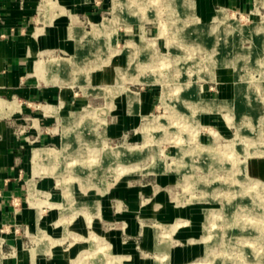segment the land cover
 I'll list each match as a JSON object with an SVG mask.
<instances>
[{"label":"rangeland","instance_id":"obj_1","mask_svg":"<svg viewBox=\"0 0 264 264\" xmlns=\"http://www.w3.org/2000/svg\"><path fill=\"white\" fill-rule=\"evenodd\" d=\"M43 1V15L50 18L58 15L68 22V50L47 48L36 63L48 65L67 60L84 67L75 73L69 70L65 84L54 81L56 75L52 76L54 72L50 69L40 74L34 69V79L41 85L62 90L67 99L45 106L51 119L48 131L52 140L39 148L54 149L55 155L42 163V169L35 175L34 194L28 193L26 197V207L33 212L32 221L29 224L22 219L15 227L22 237L28 264H41V260L36 261L37 256L47 264L57 253L64 257L62 264H132L131 255H115L111 238L115 232L122 234L124 246L135 242L142 264H194L210 261V257L213 261L218 258L220 264L222 256L226 259L229 255L234 264H264V134L253 132L252 136L257 138L251 140L245 133V139L233 141L241 135L240 128L264 127V98L258 99L257 119L251 118L253 109L249 110L245 104L247 99L256 108L254 99L264 90V82L260 87H251L263 77L259 67L264 63V44H255L254 54L260 57V63L244 58L249 70L241 69V77L251 84L242 98H238L236 64L229 53L241 48L244 53L250 52L251 43L256 40L253 27L264 26V0H255L248 12L218 7L208 18L200 15L196 0H189L194 9L186 19L198 17L202 25L192 24L187 36H197L199 42L208 43L211 37L206 25L217 24L213 20L223 14L225 21L215 33L221 28L226 31V54L224 49H220V54L209 48L198 50L193 46L198 41L193 39L181 43L174 38L169 44L167 33L171 30L168 32L167 26L173 23L176 5L142 7L139 13L121 5L118 20L110 22L114 18V0H87L88 11L83 13L64 11L58 3L59 8L52 10ZM184 1H179L178 8H182ZM104 20L108 22L100 31L102 35L93 37L96 26ZM184 24L180 23V27ZM193 28L200 32L192 34ZM97 37L104 47L101 55L85 59V49ZM130 41L132 44L128 46ZM134 57H159V61L155 68L148 62L141 65L137 62V66L134 62L135 66L128 71ZM197 64L201 65L200 70L192 68ZM166 77L170 83L162 84ZM166 88L174 91L173 99L178 101L180 97L176 96L180 92H194L187 104L191 117H185L184 113L172 115L176 109L172 110L169 99H164ZM176 89L179 93L175 94ZM236 103L240 104L234 116ZM73 114L84 117L74 122ZM130 117L134 123H125ZM155 118L165 124L144 129L145 123ZM176 131L183 135L177 137ZM216 136L213 145L211 139ZM202 145L211 146L212 150H202ZM150 146L154 148L152 153ZM181 149L188 153L181 154ZM203 157L204 163L209 164L198 167ZM122 188L137 196L133 214L139 231L135 236L129 234V223L123 218L131 213L127 200L114 195ZM250 191H259V197H251ZM106 201L113 216L116 213L122 220L104 218ZM241 208L255 211L259 208V213H247L245 217L261 225L260 233L245 239L243 244L232 239L233 228L228 225V220L238 216ZM208 210L219 213V225L211 233L204 231ZM147 231L155 238L151 248L145 237ZM225 238L228 244L238 246L223 247L221 240ZM98 239L106 242L108 248L101 251ZM247 247L252 252L259 248L261 254L254 257L251 252L249 259L253 260L249 261L246 258L249 254L242 255ZM208 251L213 252L212 256L206 257ZM10 254L15 255L16 250Z\"/></svg>","mask_w":264,"mask_h":264},{"label":"crops","instance_id":"obj_2","mask_svg":"<svg viewBox=\"0 0 264 264\" xmlns=\"http://www.w3.org/2000/svg\"><path fill=\"white\" fill-rule=\"evenodd\" d=\"M52 1L67 12L88 11L87 0ZM254 1L196 0V4L200 15L208 18L218 7L248 12ZM67 28L66 19L42 14L41 0H0V99L5 101L0 108V264H28L30 261L15 227L22 219L26 223L33 219V212L25 203L30 194V182L35 179L34 167H31L33 152L52 140L48 131L51 119L45 106L67 99L62 90L41 85L34 79V66L47 48L68 50ZM12 104L15 107L12 108ZM125 123L133 124V117ZM123 189L114 195L127 200L131 213L123 218L129 223V234L135 236L139 231L133 214L138 205L137 196ZM102 213L107 220H122L116 213L113 216L109 201L105 202ZM99 232L102 233V229L99 228ZM145 237L149 248L155 245L153 233L147 231ZM111 238L115 255L129 254L132 264L143 263L135 250V242L124 246L122 234L118 232L112 233ZM12 250H16L13 256ZM40 260L41 264L45 261L37 256L36 261ZM63 262L64 257L58 253L46 261L47 264Z\"/></svg>","mask_w":264,"mask_h":264},{"label":"bare ground","instance_id":"obj_3","mask_svg":"<svg viewBox=\"0 0 264 264\" xmlns=\"http://www.w3.org/2000/svg\"><path fill=\"white\" fill-rule=\"evenodd\" d=\"M179 1L180 0H166V1H163V0H150L149 2L148 1H146V0H136V1H122V0H114V3H113V14H114V18H113V20H110V22H113V21H117L118 20V18L117 17H119V15H118V12H120V7H121V5L122 6H126V7H128V11H130V12H132V13H139V12H141L140 11V9H142V7H158V6H167V5H176V9H173L174 10V12H175V17H174V20H173V23H171L170 25H168L167 26V28L169 29L168 30V32L169 33H167V34H169V36H167L168 38H169V44L170 43H173V40H174V38H178L179 40H180V42L181 43H186L187 42V40L189 39V41L191 40V39H193L195 42L196 41H198V44L196 45L195 43H193V46H196V49H204V48H209V50H211V52L212 53H214V54H220L221 52H220V49H224L225 50V47H226V45H227V40L225 39L226 38V31H223L222 32V28H221V31H220V29H218L217 30V32L215 33V30L217 29V28H219V26L218 25H220L221 23H224V21H225V16L223 15V14H220V15H218L217 17H216V19L215 20H213V21H215V22H218L217 24L216 23H209V24H207L206 25V28H208V30H207V32H208V35L211 37L210 38V40H208V43H201V42H199V40H198V38H197V36H195V38H189L188 36H187V30L188 29H190V26H192V24H196L195 26L196 27H200L202 24H201V20L198 18V17H195L194 15H193V17H195V18H192L191 20H189L188 18V22H187V19H186V17L188 16V14H189V12H191V9H192V7H193V9H194V5H193V2H191V1H189V0H185L184 2H185V4L187 3V5H188V7L187 8H185V4L183 3V5H182V8H178V6H179ZM43 5L44 6H49L50 8H52V10L53 9H55V10H57L58 8H59V6L56 4V2H54V1H52V0H45V1H43ZM136 7V8H135ZM143 10V9H142ZM164 12V11H163ZM191 16H192V14H190ZM120 19V18H119ZM186 19V20H185ZM107 20H104L103 22H102V24L101 25H99V26H96L97 28V30L95 31V33L93 34V37H95V36H100V34H101V29H103L104 28V26L107 24ZM182 22H184L185 24L182 26V27H180L181 25H180V23H182ZM194 26V25H193ZM180 27V29H174V28H179ZM254 28V30L253 31H255L256 33H254L253 35H255L254 37H253V40L254 39H256L255 41H252V46H251V48H250V52L248 51L247 53H244L243 52V49L241 48V49H239V50H233V52L231 53V52H229L230 54H231V56H232V59H233V62L236 64V67H235V70H236V74H237V87H236V91H237V94H239L238 95V98L242 95V94H245V91L248 89V87L250 86V82L248 81V79H246V78H242L241 77V69H243V68H245V70H249V67L244 63V58L245 57H247V59L248 60H246L247 62H249V61H252V60H255V62L256 63H260V57L259 56H257L256 57V55L254 54L255 53V44H257L258 42H261L262 44H264V26L263 25H261V26H257V27H253ZM72 29V28H71ZM167 30V29H166ZM173 30V31H172ZM194 32H196V33H199L200 32V30H198L197 28H193V30H192V34H194ZM165 33V32H164ZM202 33V32H201ZM204 34V33H203ZM67 35V34H66ZM102 35V34H101ZM162 35H164V34H162ZM90 36V35H89ZM201 36V35H200ZM221 36H223L224 37V41H221ZM84 37V36H83ZM199 37V36H198ZM203 37V36H202ZM100 37H97V38H95V41H93V42H91L90 41V45H89V47H87L85 50V52H86V54H85V56H84V58L86 59V58H92L93 56L95 57V56H99V54L101 53V51L103 50V46H102V43H100L99 42V40H97V39H99ZM165 38H166V36H165ZM220 39V40H219ZM172 41V42H171ZM168 42H166V44L168 43ZM207 42V41H206ZM177 43H179V42H177ZM181 43H180V45H181ZM189 43V42H188ZM81 43H79V45H80ZM129 44H132V41H130V42H128V46H129ZM175 44V43H174ZM191 45V44H190ZM223 46V47H222ZM80 47V46H79ZM127 47V46H126ZM81 48V47H80ZM138 49V48H137ZM79 50V49H78ZM184 50V49H183ZM180 51V50H179ZM182 52V51H181ZM208 52V51H207ZM228 51H226L225 50V54L227 53ZM183 53V52H182ZM210 53V52H209ZM101 55V54H100ZM160 57V58H159ZM158 58L160 59V61H162V54H160V56H159ZM157 57H155V58H152V57H147V58H139V57H134V58H132L131 60H130V62H129V67L127 68V70L128 71H130L134 66H135V64H134V62H136V66H137V62L138 63H140V65L141 64H145L146 62H148V64L150 63V67L152 68H155L156 66H157V64H156V61H159V59H158ZM67 59V58H66ZM70 59V58H69ZM155 60V63L153 62L154 60ZM65 60V59H64ZM238 61H240L239 63H237ZM245 61V62H246ZM253 62V61H252ZM264 62V61H263ZM162 63V62H161ZM242 63H244V65L242 64ZM156 64V65H155ZM226 64H227V62H226ZM153 65V66H152ZM154 65H155V67H154ZM215 65V64H214ZM216 66V65H215ZM83 64H74V62L72 63V62H68L67 60H65V61H63V60H59V61H56V62H54V64H45V65H41L40 63H36V65L34 66V69L36 70V72L37 73H41L42 71H46V70H48L49 71V69L52 71V72H54L53 74H52V76L53 75H56V76H54L52 79H54V81H60L59 83L60 84H65V82L67 81L68 82V80H67V76H68V72H69V70H72V71H74L73 73H75L76 71H81L82 69H83ZM159 67H162V66H159ZM82 68V69H81ZM192 68H194L195 70H200L201 69V65H195V66H193ZM198 68V69H197ZM259 68H261V70H262V79H261V81H258L257 83L255 82L254 84H252L251 85V87L252 86H257V87H260V83H263L264 82V63H260V67ZM260 70V71H261ZM124 72V71H123ZM195 72V71H194ZM123 74V73H122ZM125 74V73H124ZM127 74V73H126ZM125 76V75H124ZM167 78V77H166ZM73 80V79H72ZM246 80V81H245ZM50 81H52V80H50ZM163 82L164 83H162V84H169L170 82H169V79L167 78V79H163ZM249 83V84H248ZM244 85V86H243ZM243 87V88H242ZM183 90H184V88H183ZM182 90V91H183ZM176 92H175V94L176 93H179V89H176L175 90ZM165 92H166V97H164V99H166V101H167V98L169 99V101H167L168 102V104H169V102H170V108L173 110V108H175L176 109V112H172V115H179V114H181V113H184V115H185V117H191V115L187 112V107H189L187 104L189 103V100H191V98H193L194 97V92L192 93V91H190L191 93H189V94H186V93H182V92H180V96L179 95H177L176 96V98H179V101L178 100H176L175 98L173 99V95H172V92L174 93V91H170V89H168V88H166V90H165ZM187 92V91H186ZM189 92V91H188ZM264 93V90H262L258 95H257V97H255L256 99H254V101H255V105H256V108H255V106H254V104L253 103H251V102H249V101H247V99H245V104H246V107L247 108H249V110L250 109H253V110H251L250 111V114L249 115H251V118H253V119H257V118H260V107L258 108L257 106H259V104H260V101L258 100V99H260V98H264L263 97V94ZM186 94V95H185ZM171 95H172V97H171ZM244 96V95H243ZM243 96H241L240 98H242ZM172 98V99H171ZM171 99V100H170ZM195 99V98H194ZM130 100H131V98H130ZM133 100V99H132ZM244 100V99H243ZM243 100H241V101H243ZM4 102L5 101H3L2 99H0V108L1 107H3L4 106ZM194 102V101H193ZM211 104H213V103H211ZM211 104L210 105H208V107H210L211 106ZM240 104V103H239ZM239 104L238 103H236L235 105H234V116H236V114H237V111L239 110ZM11 105V104H10ZM13 107H15L14 106V104H12V108ZM214 107V106H213ZM180 108H183L184 110H186L185 112H179V110H180ZM46 110H48V108L46 107ZM13 111V110H12ZM50 111V110H49ZM52 111H54L53 110V108H52ZM232 112H233V110H232ZM81 117H84V115L83 114H73L72 115V119H73V121L74 122H76L77 121V119L78 118H81ZM184 117V116H183ZM168 119H169V117H168ZM163 121L164 120H156V118L155 119H151V120H148L146 123H145V125H144V129H146V127L147 128H149L150 127V129H156V128H161L164 124H163ZM257 126V128H255V127H253V128H251V129H249V130H243V128H242V130H241V128H240V133H241V135L240 136H238V137H235V138H233V141L236 139H245V133H248L247 135H248V138L249 139H251V140H253V139H256L257 137H255V136H252V134H253V132H258L259 134H264V127H262V128H260V125H256ZM263 126V125H262ZM80 132V131H79ZM177 133H176V135H177V137H179L180 138V136L181 135H183L182 134V132H179V131H176ZM67 134V133H66ZM217 134V133H216ZM68 135H69V133H68ZM218 135V134H217ZM213 136V135H212ZM220 136V135H219ZM183 137V136H182ZM198 138V137H197ZM260 138V137H259ZM212 141H213V145H214V142H215V140H217V136H216V138H214V137H212V139H211ZM232 140V139H231ZM230 140V141H231ZM237 140V141H238ZM216 143V142H215ZM200 144V143H199ZM151 147V146H150ZM209 147V146H208ZM236 147H237V145H236ZM201 148H202V150L203 149H205V148H207L206 146H204L203 147V145L201 146ZM67 149H69V148H67ZM209 151L210 150H212V147L210 146V148H207ZM152 150H154V148H150V150H149V152H151ZM182 150V149H181ZM217 149H215L214 151H216ZM54 151V149L52 150V149H46V148H38V149H35L34 150V152H33V158H32V160H33V165H34V174L35 175H38L39 174V171L42 169V163L46 160V159H49V160H52L53 159V156L55 155V153L53 152ZM188 153V151H186L185 152V150H182L181 151V154H183L184 155V153ZM152 153V152H151ZM110 157H112V156H110ZM112 159V158H111ZM204 160H205V158L203 157L202 159H201V161H200V164L198 165V167H203V166H207L208 164H205L204 163ZM235 160V159H234ZM157 168L159 169L160 168V166L158 165L157 166ZM205 180L207 179L206 177L204 178ZM200 184V183H199ZM189 185V184H188ZM194 185V184H193ZM186 186V185H185ZM202 187L201 185H195V186H193V187ZM190 188V187H189ZM34 191H35V183H34V181H32V182H30V186H29V192H30V195H32V194H34ZM251 192V191H250ZM259 195H260V193H259V191H255V192H251L250 193V196L251 197H255V198H257V197H259ZM239 198V197H238ZM67 199V198H66ZM259 208H258V211H255V210H253V209H247V210H244V209H239V211H238V216H232V218H231V220L229 221L228 220V225H230L232 228H233V232H232V239H234V241L236 240V241H239L241 244H243V241H245V239H247V238H250V237H252V236H256V235H258L259 233H260V231H261V225L259 224V223H257V222H254L252 219H250V218H247V217H245V215L248 213V214H253L254 212H256V213H259ZM205 215H206V218H205V223H204V231L206 232V233H211L212 232V229L214 228V227H216V226H218L219 224H218V221H217V218H218V216H219V213H218V211H212V210H208L206 213H205ZM239 215H241V216H239ZM259 216V215H258ZM222 220V219H221ZM220 220V221H221ZM244 220V221H243ZM44 236H46V235H44ZM229 237V236H228ZM238 237H239V239H238ZM258 237V236H257ZM227 238V237H226ZM222 239L221 240V245L223 246V247H234V246H238L237 244H228V242H227V239ZM231 239V238H230ZM230 242V241H229ZM98 246L100 247V250L101 251H104L105 249H107L108 248V246H107V244H106V242H104V241H102V240H99L98 239ZM247 246V245H246ZM207 249H208V247H207ZM260 249L259 248H254L253 249V252L250 250V247L248 248L247 247V250H245V249H243V256H245V255H247V254H249V256L247 257L246 256V258L250 261V259H252V258H250L249 259V257H250V255H251V252H252V254H253V256L254 257H256V256H259V254H261L260 253ZM1 253V252H0ZM212 253L213 252H210V251H208V253H207V255H206V257H210V256H212ZM255 254H256V256H255ZM1 257H2V255H0ZM205 257V258H206ZM223 257L224 256H222V258H221V260L222 261H220V264H234V261H232V258L230 257V255L228 256V258H226V259H223ZM241 258H242V256H241ZM253 260V259H252ZM217 261H218V258H216L214 261H213V259H211V257H210V261H207V260H202V261H199V262H197V263H194V264H211L212 262H214V263H217ZM243 262V261H242ZM218 264V263H217Z\"/></svg>","mask_w":264,"mask_h":264}]
</instances>
